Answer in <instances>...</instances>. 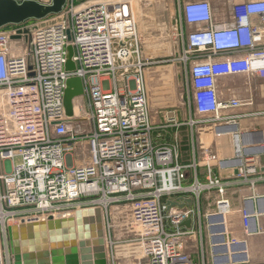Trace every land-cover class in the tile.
<instances>
[{"label": "built area", "instance_id": "1", "mask_svg": "<svg viewBox=\"0 0 264 264\" xmlns=\"http://www.w3.org/2000/svg\"><path fill=\"white\" fill-rule=\"evenodd\" d=\"M177 6L181 26L172 36L187 81V125L236 127L238 117L226 112L250 103L225 99L220 82L264 80V0L232 4L226 22L216 21L209 0H177ZM68 29L74 72L66 71ZM149 69L131 0H66L60 14L0 29V264H13L9 227L88 208L102 210L110 264L118 263L119 250L137 254L138 264H192L185 249L196 233L183 225L197 212L188 202L199 207L201 197L215 191V211L207 218L223 219V226L232 212L228 188L255 189L263 180L255 177L258 157L237 135L234 159L205 152L209 177L200 181L197 164L182 161L178 133L170 143L156 135L161 128L151 117ZM74 77L82 80L84 95L68 118L66 83ZM215 161L238 164L237 178L214 176ZM114 211L129 213V238L113 239ZM241 216L250 236L253 216L248 209Z\"/></svg>", "mask_w": 264, "mask_h": 264}, {"label": "crops", "instance_id": "2", "mask_svg": "<svg viewBox=\"0 0 264 264\" xmlns=\"http://www.w3.org/2000/svg\"><path fill=\"white\" fill-rule=\"evenodd\" d=\"M209 1L212 4L216 21L226 22L230 17L232 4L248 0ZM180 21L179 17V21L174 23L176 30L179 28L178 25L181 26ZM142 48L145 53L143 40ZM161 48L164 47L159 46L156 53H162ZM171 48L177 54L181 46L179 43H174ZM234 82H244L246 85L236 90ZM220 90L225 99L237 96L250 103L236 111L226 112V114L238 117L235 124L237 128L222 130L207 124H199L191 128L184 122L178 130L170 125L156 135L162 136L165 142L170 143L178 133L182 161L186 164L193 162L197 164L198 179L202 182L209 177L205 152L217 155L220 160L234 159L237 156L236 137L239 135L241 146L250 154L258 157L260 170L255 177H262L263 180L256 183L255 189L250 185H234L228 188L226 197L231 202L232 212L227 216L223 226L221 224L223 219L216 217L210 220L207 218L215 211L218 200L215 191L205 193L201 197L199 207L196 202H188L186 207L194 208L197 213L190 221V227L185 228L193 229L196 235L187 242L185 253L190 256L192 264H264V103H262L264 80L247 77L226 78L221 80ZM260 90L263 93H259ZM195 118L200 120L197 115ZM183 126L187 128L182 129ZM188 129L190 135L187 140L185 136ZM168 135L170 139H166ZM186 152L191 154L190 161L183 160ZM211 165L213 175L224 181L235 180L238 176V164L220 166L219 162L215 161ZM244 209H248L253 216L250 236H246L244 232L241 216V211ZM233 239L241 241L242 244L232 246Z\"/></svg>", "mask_w": 264, "mask_h": 264}, {"label": "water", "instance_id": "3", "mask_svg": "<svg viewBox=\"0 0 264 264\" xmlns=\"http://www.w3.org/2000/svg\"><path fill=\"white\" fill-rule=\"evenodd\" d=\"M65 5L66 0H52L50 5L36 0H0V29L60 14ZM67 36L66 71L74 72L77 66L70 29ZM83 95L82 80L69 78L64 97L68 118L74 117V101ZM190 223L183 226L189 228ZM8 238L13 264H110L104 216L99 208L77 210L65 217L22 219L19 225L8 228Z\"/></svg>", "mask_w": 264, "mask_h": 264}, {"label": "rangeland", "instance_id": "4", "mask_svg": "<svg viewBox=\"0 0 264 264\" xmlns=\"http://www.w3.org/2000/svg\"><path fill=\"white\" fill-rule=\"evenodd\" d=\"M36 1L43 4L46 3L45 0ZM131 1L135 8L138 31L145 46L144 58L150 64L147 80L149 106L153 124L155 127L161 128L158 132H163L165 130L164 127L170 125L177 129L174 125H184V122L189 123L190 112L188 110L185 71L182 64L176 60L177 54L171 48L174 43H177L172 34L176 30L174 23L178 22L180 17L176 0ZM159 46L164 47L161 48L163 49L162 53H156V49L159 50ZM22 48L25 52L28 49L26 44H22ZM119 85L121 86V84ZM245 85L246 83L244 82H234L236 90ZM263 92L259 91V93ZM262 103H264V100H262ZM192 118L197 120L194 112L192 113ZM185 128L187 127L183 126L182 129ZM189 135L190 131L188 129L185 139L188 140ZM170 138L168 135L166 139ZM160 139L164 138L161 137ZM187 151H189L188 148ZM190 155L186 152L183 160L187 159L190 161ZM113 213V219L111 220L113 239L129 238L128 236H131L130 230L128 231L126 227L130 222L129 213L123 212V214H120L115 211ZM0 249H4L1 233ZM119 255L117 264H138V261H135L136 257H138L137 254L127 257L126 254L119 250Z\"/></svg>", "mask_w": 264, "mask_h": 264}, {"label": "bare ground", "instance_id": "5", "mask_svg": "<svg viewBox=\"0 0 264 264\" xmlns=\"http://www.w3.org/2000/svg\"><path fill=\"white\" fill-rule=\"evenodd\" d=\"M77 113H78V111H77ZM1 252H2V251L0 250V256H1Z\"/></svg>", "mask_w": 264, "mask_h": 264}]
</instances>
